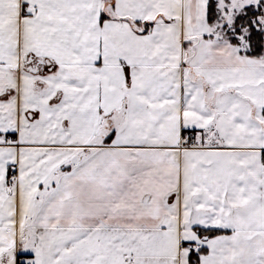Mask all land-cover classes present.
Segmentation results:
<instances>
[{"label":"snow or ice","instance_id":"snow-or-ice-1","mask_svg":"<svg viewBox=\"0 0 264 264\" xmlns=\"http://www.w3.org/2000/svg\"><path fill=\"white\" fill-rule=\"evenodd\" d=\"M0 264H264V0H0Z\"/></svg>","mask_w":264,"mask_h":264}]
</instances>
